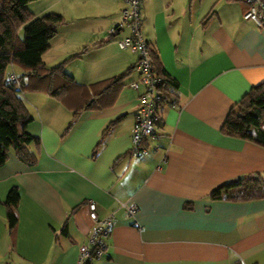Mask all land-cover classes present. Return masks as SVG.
I'll return each mask as SVG.
<instances>
[{
  "label": "crops",
  "instance_id": "crops-1",
  "mask_svg": "<svg viewBox=\"0 0 264 264\" xmlns=\"http://www.w3.org/2000/svg\"><path fill=\"white\" fill-rule=\"evenodd\" d=\"M181 1L141 2L143 35L178 83L146 154L129 153L139 101L128 85L136 72L113 100L81 110L70 128L75 108L89 99L85 88L69 102L23 92L32 119L20 127L36 137L34 160L12 150L0 166V264H75L93 225L88 200L100 218L115 216L108 247L93 264H264V198L211 197L228 182L264 179V148L222 132L231 108L264 82V27L244 19L240 0ZM120 11L109 23L81 27L98 45L81 57L85 71L65 67L80 84L119 76L138 61L117 44L127 28L106 34ZM15 187L11 229L6 199Z\"/></svg>",
  "mask_w": 264,
  "mask_h": 264
},
{
  "label": "trees",
  "instance_id": "trees-1",
  "mask_svg": "<svg viewBox=\"0 0 264 264\" xmlns=\"http://www.w3.org/2000/svg\"><path fill=\"white\" fill-rule=\"evenodd\" d=\"M32 1L34 0H0V166L6 162L12 150L24 161L32 163L34 160L29 145L36 137L20 127L22 123L26 124L32 119L21 95L23 92L45 91L69 102L76 89L85 88L90 94L89 99L83 106L75 108L73 119L69 123L70 128L81 110L98 106L99 101L113 100L124 84V78L135 67L134 65L119 76L84 86L65 67L69 61L81 58L87 47L56 66L46 67L43 64V55L50 49L59 27L65 24L64 17L52 12L36 16L28 6ZM150 52L157 73L164 78L162 89L166 102L172 98L170 90L176 88L178 83L160 66L157 51L151 46ZM15 63L25 71L24 76L19 77V87L9 79L8 67ZM85 91L81 93L84 95ZM222 132L228 136L249 140L264 148V82L253 87L231 108ZM211 197L236 201L264 198V179L256 174L254 177L228 182L215 189ZM19 199L18 189L12 188L6 199L7 219L11 229L18 220Z\"/></svg>",
  "mask_w": 264,
  "mask_h": 264
},
{
  "label": "built area",
  "instance_id": "built-area-1",
  "mask_svg": "<svg viewBox=\"0 0 264 264\" xmlns=\"http://www.w3.org/2000/svg\"><path fill=\"white\" fill-rule=\"evenodd\" d=\"M121 9V22L108 31L114 35L123 28L128 29V34L117 40L121 49L131 50L138 54L134 72L137 77L129 83V87L138 94V107L135 113V122L132 130V145L130 155L137 157L149 151V142L159 136V123L161 110L165 103V94L162 89L164 78L156 71L152 60L150 45L142 32V0H123ZM247 5L243 13L244 19L251 20L257 27H264V0H240ZM10 82L16 86L21 85L20 78L14 73L9 76ZM87 205L93 221L87 240L79 248L75 264H93L100 259L108 247L114 225L115 216L110 214L100 218L97 212V203L88 200ZM128 213L133 216L136 208L124 205Z\"/></svg>",
  "mask_w": 264,
  "mask_h": 264
},
{
  "label": "rangeland",
  "instance_id": "rangeland-1",
  "mask_svg": "<svg viewBox=\"0 0 264 264\" xmlns=\"http://www.w3.org/2000/svg\"><path fill=\"white\" fill-rule=\"evenodd\" d=\"M121 1L122 6H124L123 0H34L30 2L29 9L36 16L52 12L61 14L64 17L63 23L65 24L59 27L50 49L43 56L47 65L53 67L64 62L68 58L66 52L73 55L82 51L85 47L88 48L84 54L85 56L91 52L98 43H95L94 40L96 39L92 38L90 34H82L81 27L84 26L87 29L91 25L109 23L113 17L112 15L120 11ZM181 2L188 4L190 0ZM118 22H121V18L118 19ZM107 30L109 31V29ZM107 30L106 34L108 35ZM88 39L93 42L86 44L85 42ZM86 61V59L79 60L77 58L69 61L68 64L72 63L78 70L85 71L87 69ZM12 68L20 77L24 76L25 71L18 63L8 67V72ZM22 96H24V93H22Z\"/></svg>",
  "mask_w": 264,
  "mask_h": 264
}]
</instances>
